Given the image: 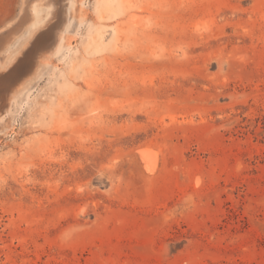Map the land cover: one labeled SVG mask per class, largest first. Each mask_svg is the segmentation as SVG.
<instances>
[{"label": "rangeland", "instance_id": "374dc122", "mask_svg": "<svg viewBox=\"0 0 264 264\" xmlns=\"http://www.w3.org/2000/svg\"><path fill=\"white\" fill-rule=\"evenodd\" d=\"M0 264H264V0H0Z\"/></svg>", "mask_w": 264, "mask_h": 264}, {"label": "bare ground", "instance_id": "6f19581e", "mask_svg": "<svg viewBox=\"0 0 264 264\" xmlns=\"http://www.w3.org/2000/svg\"><path fill=\"white\" fill-rule=\"evenodd\" d=\"M155 153V152H154ZM140 156L145 163V167L148 171H154L157 167V157L149 149H141Z\"/></svg>", "mask_w": 264, "mask_h": 264}]
</instances>
